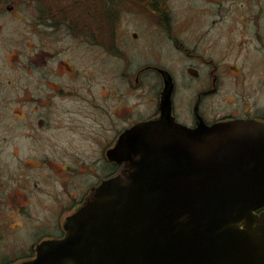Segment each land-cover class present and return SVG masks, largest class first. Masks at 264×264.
<instances>
[{"label": "flooded vegetation", "instance_id": "obj_1", "mask_svg": "<svg viewBox=\"0 0 264 264\" xmlns=\"http://www.w3.org/2000/svg\"><path fill=\"white\" fill-rule=\"evenodd\" d=\"M53 1L58 7L60 0ZM80 1L87 9L86 26L64 30L73 36V43L60 44L56 9L48 17L49 25L43 24L36 60L25 59L22 64V108L15 113L31 129L27 137L47 126L58 130L70 126L75 131L74 121L62 123L59 116L86 114L73 120L86 124L92 118L105 132L100 161L106 173L87 189H77L84 197L63 205L62 211L56 192L52 221L36 227L32 242L19 247L10 237L24 229V222H38L31 207L40 203L39 196L44 201V189L30 177L15 187L0 185V264H27L38 258L43 244L65 239L68 219L96 188L124 175V162L111 160V150L128 130L161 118L163 108L190 130L232 121L264 126V0L260 4L259 0ZM43 3L46 15L48 0ZM7 10L13 12L14 7ZM93 12L102 20L100 27L92 25ZM80 36L83 41L74 43ZM95 49L105 57L100 63L93 60ZM167 82L170 96H164ZM26 164L39 167L33 160ZM55 168L57 175L64 172L62 166Z\"/></svg>", "mask_w": 264, "mask_h": 264}, {"label": "water", "instance_id": "obj_2", "mask_svg": "<svg viewBox=\"0 0 264 264\" xmlns=\"http://www.w3.org/2000/svg\"><path fill=\"white\" fill-rule=\"evenodd\" d=\"M169 116L163 108L121 137L109 156L124 175L27 264H264V126L190 130Z\"/></svg>", "mask_w": 264, "mask_h": 264}, {"label": "rangeland", "instance_id": "obj_3", "mask_svg": "<svg viewBox=\"0 0 264 264\" xmlns=\"http://www.w3.org/2000/svg\"><path fill=\"white\" fill-rule=\"evenodd\" d=\"M178 3L180 4V0ZM43 5V0H0V185L4 188L15 187L17 181L30 177L36 179L44 189V201L39 196L40 203L31 207L34 216H38V222H24V229L10 237L14 246L30 244L33 230L47 226L52 221L51 201L56 192L59 194L62 211L63 205L70 206L76 198L79 200L84 197L78 195L77 189H87L90 183L97 181L98 176L106 173V168L100 161L104 148L100 141L105 132L98 130L99 127L92 118L86 124L77 120L83 119L82 116L86 114L77 112L59 116L62 123L71 124L74 121L77 125L75 131H70V126L65 130L47 126V129L35 130L27 137L31 129H26L23 126L25 121L19 120L15 113V110L22 108L19 100L24 92L23 61L36 60L37 45L44 39L43 24L49 25L48 17L53 10L56 9L58 13L54 22L60 31V44L73 43V36H68L65 29L79 31L87 23L86 5L80 0H60L58 7V2L48 0L46 8L49 13L46 15L42 14ZM10 6L14 7L13 12L7 10ZM93 17L92 25L100 27L101 18H95V12ZM83 39L80 36L74 43L82 42ZM102 59L105 57L100 51L94 52V61L100 63ZM32 77L35 78L36 74ZM10 97L12 100H9ZM31 118L35 119V116ZM56 118L58 119L57 116ZM28 160L36 161L39 170L27 166ZM57 165L62 166L61 170L64 171L58 175L56 173L59 170L55 168ZM56 183L59 185L56 186ZM68 214L70 211L64 213L61 220L64 221ZM24 235L27 236L26 240H23Z\"/></svg>", "mask_w": 264, "mask_h": 264}]
</instances>
